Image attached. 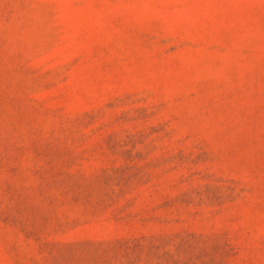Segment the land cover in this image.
Here are the masks:
<instances>
[{
	"label": "rangeland",
	"instance_id": "obj_1",
	"mask_svg": "<svg viewBox=\"0 0 264 264\" xmlns=\"http://www.w3.org/2000/svg\"><path fill=\"white\" fill-rule=\"evenodd\" d=\"M0 264H264V0H0Z\"/></svg>",
	"mask_w": 264,
	"mask_h": 264
}]
</instances>
